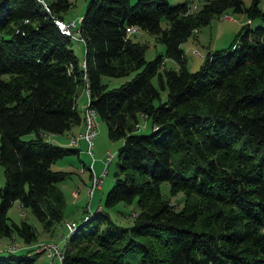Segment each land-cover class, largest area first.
Masks as SVG:
<instances>
[{
  "label": "trees",
  "instance_id": "trees-1",
  "mask_svg": "<svg viewBox=\"0 0 264 264\" xmlns=\"http://www.w3.org/2000/svg\"><path fill=\"white\" fill-rule=\"evenodd\" d=\"M259 3L88 0L77 24L80 60L55 21L71 0H0V235L37 238L26 218L9 220L15 200L48 230L63 218L57 181L69 172L52 162L79 148L49 133L84 122L77 97L85 87V106L122 139L104 204L135 201L137 209L128 224L101 205L86 212L60 264H264V25L250 24L264 18ZM228 7L248 20L189 69L182 41ZM136 28L164 51L146 58ZM131 72L117 85L103 80ZM140 116L151 118V131L137 130ZM162 180L183 191L181 206L161 192ZM26 250L0 253V264H31Z\"/></svg>",
  "mask_w": 264,
  "mask_h": 264
},
{
  "label": "rangeland",
  "instance_id": "rangeland-1",
  "mask_svg": "<svg viewBox=\"0 0 264 264\" xmlns=\"http://www.w3.org/2000/svg\"><path fill=\"white\" fill-rule=\"evenodd\" d=\"M87 1L88 0H71L70 6L63 11L64 20H75L79 23V19L85 9ZM167 1L170 4H173L183 0ZM203 1L205 0H188L191 6H194L195 4L200 5ZM249 2L250 0H244L245 4H249ZM259 4L260 7L263 8L264 0H260ZM247 20L245 12L235 11L231 7H228L221 15H216L211 18L210 22L200 25L195 33L189 34L181 43L186 53L187 67L191 70L198 68L200 63L203 61L204 54L208 50L228 45L232 41L240 25ZM161 24L163 26L167 24L165 17L161 18ZM250 24L252 26L256 24L264 25V18L254 17L251 19ZM131 36L134 39L146 42L144 53L146 58H152L156 52L164 51V43L157 40L152 33L144 29L136 28L131 32ZM71 46L81 60L84 54V43L81 40L72 38ZM166 58V66H178L172 58ZM131 75L132 72L118 76L105 75L103 80L108 86H113L129 78ZM153 81L157 83L156 77H153ZM160 94L162 99L165 98L167 94L166 88H160ZM87 101V93L82 87L78 93L77 106L82 111L83 117ZM151 124L152 122L150 117L140 116L139 127L137 130L140 132H149L152 129ZM78 133L79 131L69 135L68 141L70 144H72L70 141L73 135H75V140L77 141L75 145L78 143L79 139H81L80 137H77ZM63 134H65V132H63ZM32 135L33 131H29L22 134V137L28 138ZM51 135H49V137ZM98 136H100L99 143L97 142ZM51 139L59 142L58 138ZM121 141V138H110L107 134L106 122L97 118L96 134L93 138L91 154L88 153V150L86 149L87 142L86 148L84 147V144L80 143V150L78 153H67L56 158V160L52 162V168L64 169L69 172L68 175L57 181L64 197V206L63 218L53 225L55 227V231L53 233L55 240L59 242L60 247H63L67 242L65 233L68 228V223L73 220L76 221V219L80 221L86 212L90 210L94 211L99 205L105 207L109 211L113 220L123 224L131 222L133 211L137 209L135 201H118L112 206H106L104 204L105 194L113 182V171L115 170L117 159V147ZM81 159H83V161ZM105 159L106 163H104ZM90 161L92 162L94 172L101 174L99 184L94 188V191L91 194L89 193L88 188L92 181L93 172L90 178L87 176L88 171L91 172V168L89 167ZM3 182V166L0 163V185H2ZM160 189L172 203L176 206H181L183 201V191L179 190L176 193L169 192V183L167 180H162L160 182ZM7 214L9 216V220L19 222L21 218H26L28 221L32 222L37 228V238H41L44 233L47 232V229L43 227L42 222L28 208H20L17 201H14L10 205L7 210ZM49 228L52 231V226ZM60 231H62V236H60ZM42 241L43 239H39L35 244V247H30L29 245L32 241L26 242L19 234L15 233L12 237L8 235H0V253L7 254L11 248L15 249L17 252H26V249H28L30 250L28 254L33 257L31 264H60V260L57 256H54L53 262H51V256L47 254V252L44 250L41 252L35 251V249H38V245ZM14 244L17 246H14Z\"/></svg>",
  "mask_w": 264,
  "mask_h": 264
},
{
  "label": "built area",
  "instance_id": "built-area-1",
  "mask_svg": "<svg viewBox=\"0 0 264 264\" xmlns=\"http://www.w3.org/2000/svg\"><path fill=\"white\" fill-rule=\"evenodd\" d=\"M44 2V1H43ZM45 3V2H44ZM56 23L60 27V29L71 35L72 37H79L80 39H83L81 35H79V27L76 26L75 20H64L61 18H55ZM135 27L134 25H127L126 29L128 31L133 30ZM97 114L96 111L92 108L86 107L85 114H84V128L82 131H79L77 134V137L85 139L87 142V150L88 153H92V145H93V138L96 134V127H97ZM72 144H75L77 141L75 140V135L71 137ZM104 163H106V159L104 160ZM89 167L91 168V174H92V181L89 185V193L91 194L94 191V188L98 186L99 181L101 179V174H97L94 172L92 168V162L90 161ZM84 216V215H83ZM77 221H71L68 223L67 233L65 234V237H69L70 233L76 228ZM39 250H44L49 254L50 256H57L60 260L63 258L64 250L58 244L54 241H42L38 245Z\"/></svg>",
  "mask_w": 264,
  "mask_h": 264
},
{
  "label": "crops",
  "instance_id": "crops-1",
  "mask_svg": "<svg viewBox=\"0 0 264 264\" xmlns=\"http://www.w3.org/2000/svg\"><path fill=\"white\" fill-rule=\"evenodd\" d=\"M78 23L76 22V26H78L77 25ZM79 35H80V32H79ZM72 38H76V39H78V40H83V39H80L79 37H72ZM182 45V44H181ZM184 49V48H183ZM185 51V50H184ZM186 54V53H185ZM84 55V54H83ZM83 58V57H82ZM165 60V62H166V60H167V58H165L164 59ZM84 90L86 91V88L84 87ZM87 93V92H86ZM88 96V95H87ZM84 128V122H83V120L82 121H80L79 123H77V124H75V125H73L71 128H69L68 130H65L64 132H65V134H63V132H58V133H49V135H51V134H53V135H51L50 137L51 138H53V139H55V138H58L59 139V142L60 143H63V144H70L69 143V141H68V138H69V135L71 134V133H76V132H78V131H80V130H82ZM100 136H98V139H97V142L99 143V138ZM80 143H82V144H84V147L86 148V141L84 140V139H79V141H78V143L75 145V146H77L78 148H79V150H80V147H79V145H80ZM79 152V151H78ZM82 161H83V159H81ZM94 170V169H93ZM99 173V172H98ZM87 176H88V178H90V171H88V174H87ZM15 201H17V200H15ZM18 202V201H17ZM18 206L20 207V205H19V202H18ZM100 206V205H99ZM98 206V207H99ZM77 220V219H76ZM59 226H60V224H59ZM55 231V227H53L52 228V231L51 230H48L47 229V232H45L44 233V235L41 237V238H36L35 240H33L32 242H31V244L29 245L30 247H35V244L37 243V241L39 240V239H43V241H45V240H48V241H54V242H56L57 244H58V246H60L59 245V242L58 241H56L55 240V237H54V232ZM66 233H67V231H66ZM65 233V234H66ZM60 236H62V231H60ZM13 236V235H12ZM67 240H68V238H67ZM14 246H17L16 244H14ZM64 246H65V244H64ZM64 246L63 247H61V248H64ZM28 247V246H27ZM12 249V248H11ZM14 251H16L15 249H13ZM35 251H39V252H41L42 250H39V249H35ZM17 252V251H16ZM56 256V255H55ZM53 257L54 256H51V262H53ZM58 258V257H57ZM59 259V258H58ZM60 260V259H59ZM62 260V259H61ZM61 260H60V263H61Z\"/></svg>",
  "mask_w": 264,
  "mask_h": 264
}]
</instances>
